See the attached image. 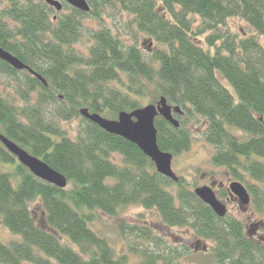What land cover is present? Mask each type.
I'll return each instance as SVG.
<instances>
[{
    "label": "trees",
    "instance_id": "obj_1",
    "mask_svg": "<svg viewBox=\"0 0 264 264\" xmlns=\"http://www.w3.org/2000/svg\"><path fill=\"white\" fill-rule=\"evenodd\" d=\"M87 1L89 14L73 10L54 21L55 10L44 0H0V48L47 82L0 60V74L24 77L21 103L0 91V135L68 180L64 190L41 181L0 142V164L14 167L13 174L0 172V214L4 227L22 238L0 241V264H184L182 256L148 252L130 263L89 226L97 213L115 218L132 206L155 210L167 227L190 229L211 242L206 264H264V248L244 224L229 215L218 218L196 197L198 185L161 176L137 146L80 114L86 108L117 120L120 112L165 97L185 113L177 116L178 129L155 120L159 148L174 159L194 142L187 116L204 119L212 163L245 184L264 218V0ZM113 6L157 44L151 62L108 28L86 30L84 19H100L101 10ZM231 19L244 21L250 32H232ZM85 39L90 45L80 54L75 46ZM76 119L72 139L58 124ZM228 195L221 191L218 198ZM33 204L41 208L39 223ZM120 229L158 241L148 228L122 222ZM187 252L185 257L200 259Z\"/></svg>",
    "mask_w": 264,
    "mask_h": 264
},
{
    "label": "rangeland",
    "instance_id": "obj_2",
    "mask_svg": "<svg viewBox=\"0 0 264 264\" xmlns=\"http://www.w3.org/2000/svg\"><path fill=\"white\" fill-rule=\"evenodd\" d=\"M62 13L67 14L68 12L64 11ZM59 15L55 11L54 17H59ZM84 24L87 31L99 30L105 27L110 29L125 44L138 45L142 49L147 62H151L152 54L158 48L154 41L139 33L131 18L116 6L103 8L100 19L87 18ZM228 28L240 35L250 32L248 25L238 19L229 20ZM260 42L264 45L262 38H260ZM89 45V42L85 39L82 43L76 45L75 49L80 54H85L86 47ZM23 78V76H20L18 80H14L0 74L1 93L6 97L14 98L16 103H21L20 92ZM20 80H22L21 83H19ZM49 110L53 109L49 108ZM187 119H189L187 120L188 127L193 132L194 142L188 153L173 160V171L179 176H183L190 182L195 183L198 187L212 186L217 196L221 191L230 194L228 188L232 182H240L245 185L243 182L235 180L225 168L217 167L212 163L211 159L215 150L206 142L204 137L207 128L206 121L194 115H188ZM58 126L67 136L75 139L80 126V120L76 119L71 122L60 121ZM238 135H240L239 132ZM13 170L14 167L11 165L0 164V172L13 174ZM245 180L251 182L248 177H245ZM227 198L220 199V201L226 203ZM226 205L228 215L241 221L247 233L250 235L253 232L258 233V237L252 239L264 248V218L254 211L252 205L246 207V209L240 208L238 203L230 204L227 202ZM31 210L38 223L41 222V208L39 204H33ZM122 222L128 226H138L152 230L158 241H147L141 234L138 233L136 235L128 229L122 231L120 229ZM258 223L260 224L259 228L262 227L260 230L255 227ZM89 226L99 236L108 241L117 257L129 256L130 263L139 261V256L145 252L162 256L176 254L182 256L181 261L184 264H206L205 262H210L208 258L212 248L211 242L197 238L190 229L167 227L155 210L148 211L138 206H132L122 210L120 216L115 218L97 213ZM0 241L6 245L22 242L21 236L14 235L4 227L1 214ZM66 242L73 247L68 241ZM188 250H190L189 253L191 254H197L198 256L195 257L200 259L185 257L183 254L188 253ZM50 262L51 264H56L53 260Z\"/></svg>",
    "mask_w": 264,
    "mask_h": 264
},
{
    "label": "water",
    "instance_id": "obj_3",
    "mask_svg": "<svg viewBox=\"0 0 264 264\" xmlns=\"http://www.w3.org/2000/svg\"><path fill=\"white\" fill-rule=\"evenodd\" d=\"M64 1L80 12H91V7L87 0ZM45 2L48 6L55 9L56 12H61L63 10V5L59 0H46ZM0 60L16 71L27 70L47 86V82L42 76L35 73L18 58L1 48ZM80 114L84 119L97 125L106 133L118 136L137 146L138 149L152 161L158 174L171 180L175 184L179 182V176L172 169L174 156L159 148L155 120L161 117L172 127L177 129L180 128V121L175 117V115H185L180 107L170 105L165 97H161L156 105L149 104L133 112H120L117 120L105 118L100 114H92L86 108L81 109ZM0 142L5 149L15 156L18 162L27 168L36 178L59 189L64 190L68 187V180L62 174L52 169L43 160L31 155L3 135H0ZM229 190L231 196L239 202L242 208L246 209V207L250 206L251 196L242 183H231L229 185ZM195 195L203 204L208 206L218 218L224 219L227 217V205L218 199L212 187H198L195 190Z\"/></svg>",
    "mask_w": 264,
    "mask_h": 264
},
{
    "label": "flooded vegetation",
    "instance_id": "obj_4",
    "mask_svg": "<svg viewBox=\"0 0 264 264\" xmlns=\"http://www.w3.org/2000/svg\"><path fill=\"white\" fill-rule=\"evenodd\" d=\"M46 1V0H45ZM44 1V3L46 4V2ZM61 3H62V5H63V10L61 11V12H57V13H59L60 15H59V17H54V21H57V20H59L60 18H62V17H65V16H67V15H69L73 10H77V9H74L73 7H71L70 5H68L64 0H59ZM88 2V1H87ZM89 4V3H88ZM90 5V4H89ZM55 10V9H54ZM64 11H67L68 13L67 14H63L62 12H64ZM77 11H79V10H77ZM80 12V11H79ZM81 13H83V12H81ZM83 14H89V13H83ZM87 19V18H86ZM84 21H85V19L83 20V23H84ZM85 25V24H84ZM86 27V26H85ZM178 175V174H177ZM179 176V175H178ZM233 183V182H232ZM213 184V183H212ZM211 184V185H212ZM216 184V183H215ZM214 186V185H213ZM210 187V186H209ZM212 187V186H211ZM214 190V189H213ZM228 190H229V188H228ZM229 193H230V190H229ZM238 203L239 204V202L234 198V197H232L231 196V193L229 194V197L227 198V200H226V203ZM225 203V204H226ZM250 205H252V202H251V204ZM239 206H240V204H239ZM240 208H242L241 206H240ZM242 209H245V208H242ZM259 226H260V224L258 223V224H256L255 225V227L257 228V229H262V227H260L259 228ZM258 233L257 232H253L251 235L248 233V236H249V238L250 239H252V238H256V237H258V235H257ZM253 240V239H252Z\"/></svg>",
    "mask_w": 264,
    "mask_h": 264
}]
</instances>
